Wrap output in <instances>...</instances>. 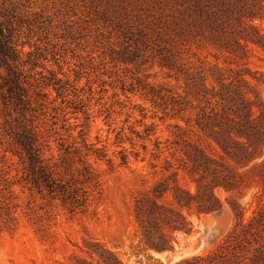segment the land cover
Wrapping results in <instances>:
<instances>
[{"label": "rangeland", "instance_id": "1", "mask_svg": "<svg viewBox=\"0 0 264 264\" xmlns=\"http://www.w3.org/2000/svg\"><path fill=\"white\" fill-rule=\"evenodd\" d=\"M158 1L0 0V264H176L207 253L225 238L236 221L232 200L244 208L245 219L252 215L255 189L238 194L216 188L223 207L192 212V229L176 231L166 249L180 245L178 232H193L186 245H198V251L167 263L144 245L134 218L135 198L164 178L196 191L180 151L187 142L219 155L218 147L192 126L200 109L210 108L200 100L201 84L217 92L214 75L224 73L247 98L264 101L259 49L236 59L193 44L181 49L180 72L162 66V55L175 49L158 21ZM9 46L14 61L5 54ZM13 72L27 95L20 104L8 92ZM144 85L169 90L187 111L155 108L140 94ZM29 124L48 144L45 156L56 162L63 156L61 143L71 146L65 157L69 165L77 159L73 148L84 151L83 140L107 153L110 161L90 158L102 191L85 214L69 212L22 181L13 136ZM161 201L172 204L169 194Z\"/></svg>", "mask_w": 264, "mask_h": 264}, {"label": "trees", "instance_id": "2", "mask_svg": "<svg viewBox=\"0 0 264 264\" xmlns=\"http://www.w3.org/2000/svg\"><path fill=\"white\" fill-rule=\"evenodd\" d=\"M158 13L161 28L175 49H167L160 62L174 73L182 68L178 62L182 59L181 49L193 44L211 47L236 59L247 58L252 48L264 52V0H159ZM8 49L7 58L16 60L15 51L11 46ZM18 76L13 72L8 92L13 91L20 104L27 95ZM214 76L218 90L215 92L213 87L201 84L204 89L200 90V100L206 101L210 108L208 111L200 109L192 126L218 147L219 155L210 154L198 143L187 142L180 151L186 159L185 169L194 176L196 191L182 188L175 178L174 184L169 185L168 178H164L150 193H141L135 198L134 218L144 245L159 252L172 246L176 231L192 229V212L208 214L223 207L215 194L216 188L238 194L243 189H255L258 203L251 216L245 219L244 208L232 200L230 206L236 221L225 238L207 253L176 264L190 260L195 264H264V101L247 98L240 85L224 73ZM241 80L246 82L244 77ZM141 90L140 94L155 108L166 111L171 106L179 113L187 111L182 107L183 101L169 97V90L163 87L144 85ZM13 141L23 164L24 184L57 199L73 214L88 211L94 195L102 191L100 175L90 158L110 161L103 148L93 147L83 140L84 151L81 153L72 147L77 159L69 165L65 157L71 146L61 143L62 159L54 161L53 156H45L48 144L31 124L15 132ZM156 148L160 149L159 142ZM121 159V163H125V154ZM75 164L80 167L71 170ZM165 194L170 195L171 205L161 201ZM95 252L102 258L101 253ZM115 264L122 263L116 261Z\"/></svg>", "mask_w": 264, "mask_h": 264}, {"label": "bare ground", "instance_id": "3", "mask_svg": "<svg viewBox=\"0 0 264 264\" xmlns=\"http://www.w3.org/2000/svg\"><path fill=\"white\" fill-rule=\"evenodd\" d=\"M204 220V216L202 217ZM197 231V230H196ZM193 232L189 233V234H184L182 232H178V237H179V241L181 242L180 245H178V247H176V249L174 250V252H168L166 251V253H158V256L162 259H164L167 263H169L171 260L173 259H177L178 257L182 256V255H186V254H190L192 252L195 253V251H198V245L196 246H187L186 245V240L187 238L191 237ZM194 234V233H193ZM196 235V234H195ZM199 235V234H198ZM201 238V237H200ZM192 239V238H191ZM202 240H199V242ZM191 242V240H190ZM188 243V242H187ZM195 244V243H194ZM202 244V243H201ZM165 252V251H164ZM181 258V257H180ZM138 263V262H137ZM170 264V263H169Z\"/></svg>", "mask_w": 264, "mask_h": 264}, {"label": "water", "instance_id": "4", "mask_svg": "<svg viewBox=\"0 0 264 264\" xmlns=\"http://www.w3.org/2000/svg\"><path fill=\"white\" fill-rule=\"evenodd\" d=\"M263 156H264V151H263ZM175 249L173 250H164V251H169V252H174Z\"/></svg>", "mask_w": 264, "mask_h": 264}, {"label": "crops", "instance_id": "5", "mask_svg": "<svg viewBox=\"0 0 264 264\" xmlns=\"http://www.w3.org/2000/svg\"><path fill=\"white\" fill-rule=\"evenodd\" d=\"M169 252V251H168ZM157 253H166V251L164 252V250L163 251H159V252H157ZM167 254V253H166Z\"/></svg>", "mask_w": 264, "mask_h": 264}]
</instances>
